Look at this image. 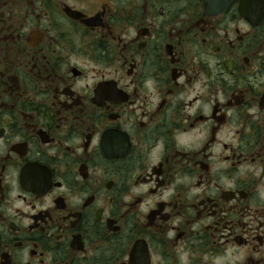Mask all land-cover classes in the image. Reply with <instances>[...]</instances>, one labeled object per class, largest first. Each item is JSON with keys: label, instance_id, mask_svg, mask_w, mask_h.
I'll return each mask as SVG.
<instances>
[{"label": "flooded vegetation", "instance_id": "obj_1", "mask_svg": "<svg viewBox=\"0 0 264 264\" xmlns=\"http://www.w3.org/2000/svg\"><path fill=\"white\" fill-rule=\"evenodd\" d=\"M0 264H264V0H0Z\"/></svg>", "mask_w": 264, "mask_h": 264}, {"label": "water", "instance_id": "obj_2", "mask_svg": "<svg viewBox=\"0 0 264 264\" xmlns=\"http://www.w3.org/2000/svg\"><path fill=\"white\" fill-rule=\"evenodd\" d=\"M208 12L218 13L224 11L233 0H201Z\"/></svg>", "mask_w": 264, "mask_h": 264}]
</instances>
